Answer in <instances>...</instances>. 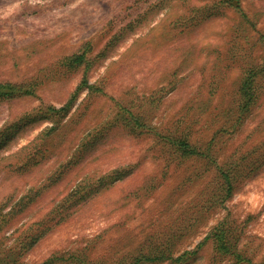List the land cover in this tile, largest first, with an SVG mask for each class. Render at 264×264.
I'll use <instances>...</instances> for the list:
<instances>
[{
  "label": "rangeland",
  "instance_id": "obj_1",
  "mask_svg": "<svg viewBox=\"0 0 264 264\" xmlns=\"http://www.w3.org/2000/svg\"><path fill=\"white\" fill-rule=\"evenodd\" d=\"M232 3L0 0L32 91L0 101V264H264V0Z\"/></svg>",
  "mask_w": 264,
  "mask_h": 264
},
{
  "label": "trees",
  "instance_id": "obj_2",
  "mask_svg": "<svg viewBox=\"0 0 264 264\" xmlns=\"http://www.w3.org/2000/svg\"><path fill=\"white\" fill-rule=\"evenodd\" d=\"M232 2V0H230V3ZM235 5V7L239 8L240 7V0H236V3H232ZM84 55L80 54V55H74V57H70L72 58V62H78L80 63L81 60L83 59ZM245 75H243V78L240 82V86L238 88V91L240 93V100H239V106L242 110V113H246L249 112L251 110L252 105L255 104L256 99H257V85L254 84V80L252 79V77L255 75V72L253 71V69H247L244 72ZM84 84H87V86L91 87L92 85L88 84L86 81H84ZM32 92L31 90H26L23 91L22 88L17 85V84H13V83H9V82H5V83H0V101L4 100V99H11L17 95H21L22 93H29ZM73 102V97L68 100L65 105H63L62 107H60L59 109H57L58 111H62V110H68V108L71 106ZM51 109V108H50ZM53 109V108H52ZM175 139V145H177V150L179 151V153H181V155L183 156H198V155H204L202 152H200L199 150H197L195 147H190V143L181 137H174ZM221 175L224 178V194L225 197L229 196L232 192L233 189V180L234 176L232 177L230 175L231 172L234 171H230L224 168H220ZM232 174V173H231ZM223 231L221 232H216L215 233V237H217L218 243H220V245H224V235H223ZM38 239V236H36V238L34 239L33 243Z\"/></svg>",
  "mask_w": 264,
  "mask_h": 264
}]
</instances>
